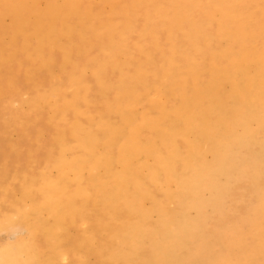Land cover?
I'll return each instance as SVG.
<instances>
[{
	"label": "rangeland",
	"instance_id": "1",
	"mask_svg": "<svg viewBox=\"0 0 264 264\" xmlns=\"http://www.w3.org/2000/svg\"><path fill=\"white\" fill-rule=\"evenodd\" d=\"M11 1L0 0V11L3 10L0 13V216L17 212L27 213V222L32 223L30 224L32 232L29 246L33 256V264H150L151 259L155 260V246L158 245V242L165 243L167 240L169 243L175 242L173 249L171 252H164L160 255L155 260L156 264H221L220 259L222 257L228 258L234 254L244 253L236 241L235 233H247L245 244L247 246L253 244V237L250 233L251 225L255 219L253 213H255L257 199L260 196L259 188L264 187V177L262 179L264 176V127L257 126L254 120L249 127L255 129L257 126L255 139L244 138L243 142H247H242L245 149L240 144V149L238 148L237 152H233L229 157L231 160H227L224 171L222 170L223 172L216 176L217 179L219 178L218 180L215 176L212 179L203 171L205 166L209 167L214 163L212 161L215 160V153L212 144L197 132L190 131L186 138L183 137L178 140L177 154L173 152L174 160L170 158L171 166H173V180L169 179V172H165L166 167L160 165L155 154L149 152L134 158L136 167L133 166L132 171L135 176H141L148 187L145 190H138L136 185L133 188L132 197H130L131 203L138 202L139 210L143 211L144 217L142 219L137 217L138 210L135 207L121 203V199L118 197L112 200L109 198L110 202L106 205V192L109 197L108 189H104L109 185L107 180L111 186L113 185L111 177L113 175L110 174L106 164L110 165L117 173L124 171L117 162V156L120 155L117 149L107 147L106 142L103 141L106 132L102 134L101 130L105 131L111 127L110 118L118 120V115L127 122L129 121L130 127L141 132L139 135L140 143L146 144L153 139L164 152L167 150L166 154H172L171 148L165 146L164 140L158 136V133L176 115L174 109L167 111V108H171L177 99L173 93L168 92L167 94L166 91L165 84L170 82V75L161 73L158 78L155 67H161L160 53L162 50L171 51L173 40L169 39V31L168 28L163 27L162 18L153 17V14H157V12H161L160 15H163V8L166 5L169 6V2L172 0H148L142 5L136 4L135 0H119L117 4H115L116 0H80L82 8L92 10L93 18L88 20L83 28L73 27L74 33L63 34L61 26L58 24L52 42L43 46H40L38 38H40V34H44L46 31L40 28L39 32H36L35 25H33L35 15L32 14V11L36 10V12L41 13L46 11L51 3L55 2L64 6L67 1L35 0L33 3L32 0L28 2L16 0L19 3V8L13 10L12 7H9L7 12V6L10 5ZM208 1L205 0L204 2L207 3ZM229 1L233 4L230 3L226 11L234 12L237 10L238 13L235 14H240L251 24H254L257 19L261 20L264 16V0ZM236 6H240V8L237 9ZM169 9L170 7L167 8V11ZM200 12V9H191L189 11L191 19H199L202 16L199 14ZM147 13H152L151 17L160 26L158 32L150 29L147 25ZM18 14L29 17L32 24L27 32V47L24 46L22 35L19 37V35L11 32V30L16 31L14 28L16 25L15 18ZM171 14L174 16L175 10ZM125 15L131 16L130 25L122 24ZM78 18L79 13H72L70 16V20L72 19L74 23ZM109 19L114 21V27L107 26L110 24ZM259 24L260 22L257 21L256 26ZM204 26V31L208 30L212 34L211 36L203 35L204 43L201 49L193 51L195 54L197 53L195 58H197L198 64L204 62L203 52L211 51L219 54L220 51L226 49L227 44L225 39H217L216 31L214 32L215 27L209 21H206ZM180 30L181 28L175 31V36L180 39V43L177 42L175 45L177 49L174 53L177 65L187 54L186 50H191L188 44L181 40L187 32L185 29ZM112 39L116 42V49L110 44ZM205 40H210V43ZM257 41L263 42L261 39H257ZM260 42L255 45L261 46L258 44ZM119 44L121 52L118 49ZM65 48L68 50L66 51ZM38 49L39 55L37 54ZM149 57H151L150 60ZM138 62L143 65L145 70V82L140 81L139 73L135 70L137 69L135 64ZM96 65H99L98 71ZM149 71L151 73L153 71V73L151 74ZM123 77H126L127 83H138L136 85L138 92H134V90L129 92V87L123 88V92L115 95V100H119L120 112L117 115L113 112L107 113L109 109L104 108L105 103H108L105 100L109 93L108 90L114 86L119 87L125 84ZM143 84L150 86L145 87ZM160 87L161 91L163 88L165 89L162 91L163 93L160 92ZM223 87L229 92L231 85L225 83ZM77 124L85 127L84 130L100 131L102 138L100 137L94 144L89 145L80 142L81 140L78 138L80 139L81 135L85 133H78L75 130ZM238 128L241 131L242 127ZM123 130L127 129L124 128ZM92 150L95 151L96 158L106 157L102 166H100V162L93 160ZM187 150L193 152L191 164H187L186 158L182 156V152ZM51 151L54 155L51 154ZM246 156L248 157L245 158ZM197 157L199 158L196 159ZM78 158L88 168L85 166L79 177L76 178L74 173L77 171L74 168L66 167V164H76ZM243 158L245 160H242ZM238 159H241L242 162ZM240 162L241 165L243 164L242 166ZM247 162L251 164L249 165ZM231 163L234 166H231ZM258 164L263 166L259 168ZM233 170L242 174H234ZM249 171L252 172V176ZM155 172L156 174H154ZM92 173L100 178L101 186L95 187L92 184ZM253 176L255 177L252 178ZM251 179L252 183L249 182ZM236 181H240L242 184ZM195 183L197 184L195 185ZM237 183L242 185H239V190ZM259 184L263 186H259ZM79 185H84L82 187L85 188V192L78 193ZM251 187H253L252 190ZM167 188L176 192L177 195L180 193L176 198L180 201H176L175 198V200H169L170 198L166 195ZM227 188L229 189L227 190ZM49 189L51 191H48ZM44 190H46L45 193ZM186 194L188 195L186 196ZM50 196H53L54 199H50ZM250 196L254 197L251 198ZM185 197L186 200H184ZM56 199L60 204L58 206L59 213H52L48 203L55 202ZM181 200H184V204ZM232 200H234L233 205H230ZM179 202L180 206H183L181 210L178 209L180 207ZM237 202L239 206L241 205V210H239L238 205L234 206ZM244 205L245 208L249 209L247 213L250 212V216L244 211L247 210ZM213 210L215 211L213 212ZM229 211L230 213H228ZM232 211L235 214H232ZM165 217L174 219L173 229L168 230L164 223ZM131 220H136L138 226L142 224L141 229L134 232L129 226ZM158 231L161 236L157 234ZM185 231L187 234L184 233ZM244 234L240 235L243 236ZM217 239L219 243L215 242ZM214 242L215 245L212 244ZM224 248L225 250H222ZM212 251L214 255H212ZM170 253H172L170 260H167ZM252 262L249 261V264ZM256 262L264 264V256H259Z\"/></svg>",
	"mask_w": 264,
	"mask_h": 264
},
{
	"label": "bare ground",
	"instance_id": "2",
	"mask_svg": "<svg viewBox=\"0 0 264 264\" xmlns=\"http://www.w3.org/2000/svg\"><path fill=\"white\" fill-rule=\"evenodd\" d=\"M26 1L28 2L29 0H26ZM66 1L67 2H66V4L64 6H60L57 3H55V2L51 3L48 6L47 10L44 11V12H41V13L36 12V10L32 11V14L35 15L34 20H33V25H35L34 28H36V32H39L40 28H43L46 31L44 34L43 33L40 34V38H38L39 39L38 42L40 43V46H43L46 43L52 42V40L54 38L53 34L56 33V31H57L56 27H57L58 24H59V26H61V31H63V34H68L70 32L74 33V31H72L73 27H75L77 29L78 28H83L84 26H86L87 21L91 20V18H93L92 10L88 9V8H82V6H81L82 4H81L80 0L79 1L78 0H66ZM145 1H148V0H135L134 2L136 4L142 5V4H144ZM204 1L205 0H179V1L172 0V1L169 2V6L166 5L163 8V10H164V14L163 15H160L161 12L160 13L157 12V14H153V17H155V18H158V19L162 18L163 27L168 28V31H169V35H170L169 39L173 40L172 50L171 51L162 50L161 53H160L161 54V56H160L161 65H160V63H159V65L161 67L160 68L155 67V71H156V74H157L158 78H159V75L161 73H165V74L168 73L170 75V78H171L170 82L165 84L166 87H167L166 91H167V94H168V92L169 93H173V95H175L176 99H177L176 102L174 103V105L171 108H167V111H170L171 109H174L176 111V115L170 120V123L165 125L164 128L160 131V133H158V136L164 140L165 146H168V147L171 148V150H172V154L171 155L166 154L167 150H166V152H164V150H162V148H160L158 143H155L153 141V139L150 140L146 144L140 143L139 135L141 134V132L138 131L135 128L130 127L129 126V121L127 122L125 119H123V118H121L120 116L117 115L120 112V107H119V100L118 99L115 100L116 99L115 95L120 93V92H123L122 91L123 88L127 89L128 87H129L128 88L129 92H131L132 90H134V92H138V91H136L137 90V86L136 85H138V83L137 84H132L130 82L127 83L126 82V77H123L125 79V84H122L119 87H116V86L112 87L110 90H108L109 93L106 95L107 99H105V100H107L108 103L107 104L105 103V108L104 109H109V110H107V113L108 112H111V113L113 112V114L115 113L117 115V117H118V120L110 118L109 120H110L111 127L108 130H105V131L101 130L102 134L104 132H106V136L104 135L103 141L106 142L107 147L117 149V152L120 154V155L117 156V162L122 166V168L124 170L121 173H117L116 171H114V169H112V167L110 165L106 164V166L109 169L110 174L113 175V176H111L112 179H113V185H112L113 187L110 185L109 180H107L108 182L105 180L109 184V185H107V187L103 186V184H102V186L105 187L104 189H106V190L108 189L107 191L109 192V197H108V193L107 192L105 194V199L107 201L106 205H108L109 202H110L109 198L112 200V199L118 197L119 199H121V203H124V204L127 203L128 206L135 207L138 210L137 211V217H140L141 219L144 217L143 211L139 210L140 206L138 205V202H136L135 204H132L131 203V198H130V197H132L133 188L136 185L138 186V190H141V189L145 190V188L147 187V184L144 181V179H142L141 176H139L141 179L138 176H135L134 172L132 171L133 166L136 167L135 166V159H136V157L138 155H141V154H144V153H149V152L155 154L156 157H157L158 162L160 163V165H164L168 169L167 170L165 168L164 170L167 173L169 172V179L173 180V166H171L170 158L173 159V156H174L173 152H174V154H177L176 153V148H177L178 140L180 138H183V137L186 138L187 134L190 131L193 132V133L197 132L199 135L202 136V138H205L213 146L212 149H213V152L215 153V155H214L215 156V160L213 159L214 161H212V162H214V163H212L209 167L205 166L203 168V171L205 172V174H207L208 176L212 177V179H214V176L216 178V176L219 173H222L224 171V169L226 168V165H227V160L230 159L229 157L233 154V152H237V149L240 147V144H242L241 146H243V143H247V142H243L244 138L248 137V138H250V140L251 139H255V137H256L255 135L257 133V130H255V129L257 128V126L259 125V127H264V44H263L264 43V16L261 18V20L257 19V21H259L260 24H259V26H256L257 21L254 24L249 23L240 14H235V13H238L237 10L234 11V12L226 11V8L231 3L229 0H209L207 3H205ZM32 2L35 3V0H32ZM118 2H119V0H116V3L114 1L115 4H117ZM18 4L19 3L16 0H12L10 2V5L7 6V12L9 11V7H12L13 10L19 8ZM231 4H233V3H231ZM168 7H170V9L167 11ZM236 8L239 9L240 6H236ZM191 9H200L201 12L199 14H202V16L199 19H191V16H190V13H189V11ZM173 10H175V15L174 16H172V14H171ZM2 11L3 10H1L0 13H2ZM14 12H16V11H14ZM72 13H79V18L75 21V23L72 21V19L70 20V16H71ZM151 14L152 13H147V15H146V17H147V25L150 27V29L156 30L158 32L159 31L158 28L160 26L158 25V23H155V19L151 17ZM15 19H16V25H15L14 28H15L16 31L11 30V32L13 34L17 35V36L19 35V37L22 35L23 38H24V46L27 47V45H28L27 32L29 31V28L32 26V24L30 22V18L27 17V16H22V15L18 14V15H16ZM61 21H62V23H60ZM108 21H110V24H107V26L110 27V25H111V26L114 27V25H115L114 21L111 20V19H109ZM206 21H209V23H211L215 27L214 32L216 31L215 35L217 36V39H225L227 41V44H226V49H223V51H220L221 53H219V54L217 53L218 55L216 53H214V52H211V51L208 52V53L206 51H205L206 53L203 52V54H204V62L202 64H198L197 63V58H195L196 57L195 55H197V53L195 54L193 51L194 50L199 51L201 49V47H202V45L204 43L203 35L204 36H207V35L211 36V34H212V33H209L208 30L204 31V29H205L204 25H205ZM131 22H132V20H131V16L130 15H125L124 18L122 19V24L125 25V26L130 25ZM70 23H73L75 25L73 26ZM179 28H181V30L185 29V32H187L186 35H184L181 38V40H182V42H185L186 44H188V47L191 50H186L187 54L183 57L182 61L179 62V64L177 65L176 62H175V57L176 56L174 57V53H176L175 50L177 49L175 45H176L177 42L180 43V41H179L180 39H178L175 36V31L177 29H179ZM151 32H153V31H151ZM95 33L97 34L98 32H95ZM158 37H159V35H158ZM114 39L111 40L112 43H110V44H112V46H114L113 48L116 49L117 45H116V42H115ZM257 39H261L263 41V42L257 41V42H260L258 44H260L261 46L255 45L257 43L256 42ZM210 40H205V41L206 42L208 41V43H210L209 42ZM119 46H120V44L118 45V49L121 52V48H119ZM137 46H136V49H137ZM208 47H209V45H208ZM139 48H142V46H139ZM125 49H127V48H125ZM132 49H135V48L132 47ZM65 50H66V48H65ZM183 50H184V48H183ZM207 50H208V48H207ZM218 52H219V50H218ZM26 53H27V51H26ZM130 53H131V51H130ZM143 53H144V51H143ZM37 54L38 55L40 54L39 49L37 51ZM30 55H31V53H30ZM49 55H51V54H49ZM112 55H114V54H112ZM126 55H127V53H126ZM35 56H37V55H35ZM35 56H33V57H35ZM113 57H115V56H113ZM150 58L151 57H149V60H150ZM130 64H132V63H130ZM135 65L137 67V69H135V70H137V72L139 73L138 77H139L140 81L142 80V82L143 81L145 82L146 76L144 78L145 70L143 69V65L139 64V62L137 64H135ZM155 66H156V64H155ZM131 67H132V65H131ZM96 68H97V71H98L99 65H96ZM148 69H149V67H148ZM92 70H95V69H92ZM152 73H153V71H152ZM128 74H129V71H128ZM17 80H19V79H17ZM31 80H32V78H31ZM121 83H122V81H121ZM225 83H229L231 85V87L229 89V92L226 91L224 89V87H223ZM36 85H37V83H36ZM146 86L148 87L150 85H146ZM156 89H158L157 86H156ZM160 89H161V87L159 88V90ZM145 90H146V88H145ZM163 90H165V89L163 88ZM162 91L160 90V92H162ZM253 120L257 123V126H256L255 129L252 128L253 129L252 130V129H250L249 125H250V123ZM12 121H14V120H12ZM238 127H242L241 131L238 130L239 129ZM84 128L85 127H83V126H81L79 124H77L76 127H75V130L78 133H85L84 135H81L80 139L78 138V140H81L80 142L86 143L88 145L89 144H94L95 141H98V139L101 137V132L100 131L96 132V131L87 130V129L84 130ZM124 128H126L127 130H123ZM25 134H26V132H25ZM247 141H248V139H247ZM43 142H45V141H43ZM257 142H258V140H257ZM60 144H62V143H60ZM103 144H105V143H103ZM244 146H243V149H245ZM256 147H258V146H256ZM165 148H167V147H165ZM41 150H43V149H41ZM38 152H39V150H38ZM182 153H183L182 156H184L186 158L185 162H187V164H191L192 163L191 159L193 157V152L187 150L186 152L183 151ZM247 153H249V152H247ZM51 154L54 155V153L52 151H51ZM49 156H50V154H49ZM92 156H93V160L95 162H100L101 163L100 166L103 165L102 164L103 160L106 159V157H102L101 159L96 158V153H95L94 150H92ZM142 157H143V155H142ZM199 157H197L196 159H198ZM241 157H243V156H241ZM247 157L248 156H246L245 158H247ZM175 158H176V156H175ZM238 160L241 161V159H238ZM242 160H245V159L243 158ZM198 162L200 163V161H198ZM241 162H240V165H241ZM257 162H259V161H257ZM224 163H226V164H224ZM261 164H262V162H261ZM263 164H264V162H263ZM20 165H21V163H20ZM205 165H206V163H205ZM232 165L234 166L233 163H231V166ZM85 166H86L85 163H83L80 158H78L76 160V164H71V163L70 164L69 163L66 164V167L74 168L77 171V173H74V174H76V178L79 177L80 173L82 172L83 168H85ZM258 166H259V164H258ZM260 166H263V165H260ZM260 166H259V168H260ZM52 167H54V166L52 165ZM86 168H88V167L86 166ZM149 168H150V166H149ZM141 169H140V171H141ZM144 169H147V168H144ZM192 169H193V166H192ZM235 169H237V168H235ZM242 169H240V170H242ZM71 171H73V170H71ZM134 171H135V169H134ZM187 171H189V170H187ZM197 171H198V169H197ZM203 171L201 170V172H203ZM156 172L154 174H156ZM233 172H234V170H233ZM58 173H59V171H58ZM180 173H181V171H180ZM183 173H185V172H183ZM235 173H237V172H234V174ZM251 173L252 172H250V174ZM262 173L263 172L261 171V174ZM241 174H238V175H241ZM152 175H153V173H152ZM223 175H224V173H223ZM243 175H246V174H243ZM252 175L253 174H251V176ZM201 177H203V176H201ZM218 177H220V176H218ZM254 177L255 176H253L252 178H254ZM263 177L264 176H262V179H263ZM48 178H49V175H48ZM87 178H88V176H87ZM45 179H47V178H45ZM99 179L100 178L96 177L92 173L91 182H92V184L95 187L96 186L97 187L101 186L100 185L101 183L99 182ZM257 179H259V178L257 177ZM244 180H245V177H244ZM155 181H156V179H155ZM181 181H183V180H181ZM198 181H200V180H198ZM231 181L233 182V180H231ZM251 181H252V179L249 182H251ZM101 182H103V181H101ZM236 182H240V181H236ZM260 182H262V181H260ZM86 183H85V185H86ZM197 183H195V185ZM215 183L218 184L216 181H215ZM185 184H187V183H185ZM34 185H36V184H34ZM239 185L240 184H238V190L240 189ZM244 185H243V187H244ZM260 185H262V184H259V186ZM82 186H84V185H82ZM82 186L79 185L78 193L85 192V188L82 187ZM240 186H242V185H240ZM188 187H190V186H188ZM254 187H255V185H254ZM196 188H198V187H196ZM235 188H233V189H235ZM252 188L253 187H251V190H252ZM256 188H257V185H256ZM58 189H60V188H58ZM65 189H64V191H65ZM189 189H191V188H189ZM228 189L229 188H227V190ZM243 189H245V188H243ZM259 190H260L259 191L260 196L258 197V199L256 198L258 201H257V205L255 204L256 205L255 206V213H253V215L255 214L254 215L255 219H254V221H253V223L251 225V232H250L251 233V237H253L252 238L253 239V244L251 246H247V244H245V237H247V233L246 234H244V233H239V234L235 233L236 241H237L238 245L241 247L242 251H244V253L241 252L239 254H234V255H232V256H230L228 258L222 257L220 259V263L221 264H249V261H251V262L253 261L252 264H259V263L256 262L258 257L261 256V255L264 256V187H261V189L259 188ZM45 191L46 190H44L43 192L45 193ZM48 191H51V190L49 189ZM257 191H258V189H257ZM180 192L183 193V191H180ZM51 193H53V192H51ZM259 194H257V195H259ZM149 195H150V193H149ZM166 195H167L168 198H170L169 200H173L174 198L176 199L178 197V195H180V193L177 195L176 192H173V191H171V189L167 188ZM187 195L188 194H186V196ZM229 195H231V194H229ZM151 196H152V194H151ZM196 196H197V194H196ZM250 197H248V198H250ZM253 197H251V198H253ZM180 198H181V196H180ZM50 199H54V197L50 196ZM151 199H153V198H151ZM157 199H158V197H157ZM39 200H40V198H39ZM178 200L180 201V199H176V201H178ZM184 200H186V197H185ZM234 200L231 201L230 205H233L232 202H234ZM183 201L181 200L182 203H183ZM190 202H192V201H190ZM252 202H251V204H252ZM48 205H49L48 207H50V210L53 211L52 213H59L58 206H60V204H59L58 199H56L55 202L48 203ZM180 205L181 204L179 202V206ZM214 205H215V203H214ZM237 205H238V202L234 206L236 207ZM154 206L155 205L153 204V207ZM240 206L238 205L239 208H240ZM250 206H252V205H250ZM37 207H38V205H37ZM182 207L183 206H180L178 209L181 210ZM244 208H245V205H244ZM45 209H48V208H45ZM141 209H144V208H141ZM239 210H241V208ZM214 211L215 210H213V212ZM230 211L228 213H230ZM233 211L231 213L235 214V212L233 213ZM242 211H243V209H242ZM244 211L246 212V214H249V216H250V212L247 213L249 211L248 208H247V210H244ZM252 212H254V211L252 210ZM253 215H251V216H253ZM228 216H229V214H228ZM233 216H235V215H233ZM53 218H54V216H53ZM180 218L182 219L181 216H180ZM237 218H239V217H237ZM249 218H251V217H249ZM208 219L210 220V218H208ZM88 220H90V219H88ZM170 221H171V224H170ZM232 221H234V219H232ZM200 222H201V220H200ZM249 222L251 223L250 219H249ZM33 223H35V222H33ZM164 223L168 227V230L169 229H173L174 219L165 217L164 218ZM30 224H32V223H30ZM209 224H211V223H209ZM129 226L135 232V231H138V229H141L142 224L140 226H138L136 220H131V221H129ZM143 226H144V224H143ZM89 229H91V228H89ZM244 229H245V227H244ZM129 230H131V229H129ZM249 230H247V231H249ZM87 232H89V231L87 230ZM236 232H240V231H236ZM184 233H186V231ZM209 233H210V231H209ZM157 234H159V231H158ZM240 234H244V235L241 236ZM210 235H212V234L210 233ZM159 236H161V235L159 234ZM167 236H169V235H167ZM215 242H218V239ZM215 242L212 243V244L215 245ZM174 244H175V242L174 243H169V240H167L165 243H163L162 241H161V243L158 242V245L155 246L156 248L154 247L155 248L154 250H155V253H156L155 260H157L160 257V255L164 254V252H166V253L167 252H171L172 249H173ZM210 244H211V242H210ZM220 246H222V245H220ZM208 247H209V245H208ZM212 248L213 247L211 246V249ZM207 250H208V248H207ZM222 250H225V248L222 249ZM147 251H148V249H147ZM206 252H208V251H206ZM213 253L214 252L212 251V255H214ZM217 253H219V252H217ZM171 255H172V253H170L168 255V259L167 260H170V256ZM155 260L151 259L150 260L151 261L150 264H156ZM176 262H177V260H176Z\"/></svg>",
	"mask_w": 264,
	"mask_h": 264
},
{
	"label": "clouds",
	"instance_id": "3",
	"mask_svg": "<svg viewBox=\"0 0 264 264\" xmlns=\"http://www.w3.org/2000/svg\"><path fill=\"white\" fill-rule=\"evenodd\" d=\"M26 212L0 216V264H33Z\"/></svg>",
	"mask_w": 264,
	"mask_h": 264
}]
</instances>
